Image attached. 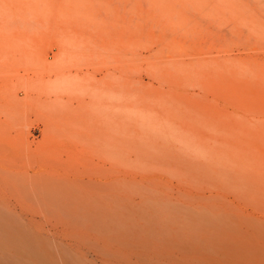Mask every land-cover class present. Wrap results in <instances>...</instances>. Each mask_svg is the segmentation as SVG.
Returning <instances> with one entry per match:
<instances>
[{
    "label": "rangeland",
    "instance_id": "374dc122",
    "mask_svg": "<svg viewBox=\"0 0 264 264\" xmlns=\"http://www.w3.org/2000/svg\"><path fill=\"white\" fill-rule=\"evenodd\" d=\"M115 109L187 127V186L264 164V0H0V164H89Z\"/></svg>",
    "mask_w": 264,
    "mask_h": 264
},
{
    "label": "bare ground",
    "instance_id": "6f19581e",
    "mask_svg": "<svg viewBox=\"0 0 264 264\" xmlns=\"http://www.w3.org/2000/svg\"><path fill=\"white\" fill-rule=\"evenodd\" d=\"M114 111L89 164H0V264H264V164L187 186V127Z\"/></svg>",
    "mask_w": 264,
    "mask_h": 264
}]
</instances>
